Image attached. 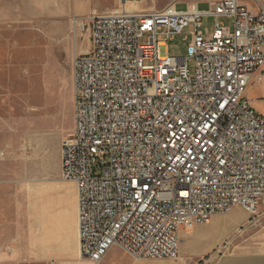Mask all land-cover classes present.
<instances>
[{"label": "built area", "instance_id": "obj_1", "mask_svg": "<svg viewBox=\"0 0 264 264\" xmlns=\"http://www.w3.org/2000/svg\"><path fill=\"white\" fill-rule=\"evenodd\" d=\"M131 2L88 17L90 48L72 63L74 131L62 141L61 178L76 184L79 257L90 264L115 246L138 260H176L182 228L235 207L264 216V116L247 97L252 79L264 80V7ZM207 16L217 18L209 35ZM190 25L193 72L187 58L162 56L158 40Z\"/></svg>", "mask_w": 264, "mask_h": 264}, {"label": "rangeland", "instance_id": "obj_2", "mask_svg": "<svg viewBox=\"0 0 264 264\" xmlns=\"http://www.w3.org/2000/svg\"><path fill=\"white\" fill-rule=\"evenodd\" d=\"M139 1L127 3L126 7L161 9L176 4L178 9H185L198 3L208 9L220 0ZM242 3L251 9L264 7V1L242 0ZM118 7V0H0V181L4 183L0 187V199L6 205L3 211L7 223L0 231V239L4 238L12 251L2 264H51L52 261L62 264L65 260L37 258L32 252L34 239L38 225L45 235L52 226L48 222L54 212L50 185L61 180L62 141L74 131L72 63L76 54L90 48L88 17ZM220 20L231 22L227 17ZM216 21L214 16L204 18L208 35L215 30ZM82 25L86 27L83 29ZM193 28L190 25L183 33L171 37L158 36V40L165 42L161 55L187 58L192 72L195 61L189 56L188 47ZM140 43H148V36L140 39ZM42 186L47 189L32 192ZM45 196L41 212L36 214ZM234 212L238 216L234 217ZM185 230L180 231L179 259L154 260L215 264L221 263L226 255H244L264 248V216L253 218L242 207L187 229L189 236ZM118 259L116 252L108 264H119ZM66 264L90 263L77 259Z\"/></svg>", "mask_w": 264, "mask_h": 264}, {"label": "crops", "instance_id": "obj_3", "mask_svg": "<svg viewBox=\"0 0 264 264\" xmlns=\"http://www.w3.org/2000/svg\"><path fill=\"white\" fill-rule=\"evenodd\" d=\"M138 2L140 1L138 0ZM114 9L115 8H113L112 11H115ZM138 9L148 10L151 8L140 6ZM259 93H261V95H258ZM247 97L250 100L252 106H255L260 113L264 114V80L261 83H257L255 79H252L247 89ZM51 183L52 184L50 187L52 190L49 192V194L52 196L50 202L54 212L52 213V216L49 217V222L52 224V229L56 230L57 236L53 240L50 239L48 241L49 233L47 235L43 234L41 231H39L38 225V232L34 239V248L32 252L37 258H65V260L67 259L66 262L69 260H80L78 235V196L76 184L73 181H66L62 178L59 181ZM3 184V181H0V187L3 186ZM45 200L46 196L42 201V204H40V206L37 208L36 214L41 212V206L44 204ZM5 206L4 200L0 199V231H3V229H5L7 226V223L4 220L5 213L3 211ZM52 218H60L58 221L59 225L58 223L54 225V223L51 222ZM75 229H77V240L73 241L72 249L64 251L62 249V243L63 238L66 235L65 233H67V231L73 233ZM8 245L9 244L7 241L1 237L0 264H2L4 260L9 255H11L12 251H6V247ZM119 249L121 248L117 246L113 247L100 264H108V261H110L115 256L116 252L119 253V264H173L164 260L132 259L130 258L131 256L128 257L121 253ZM12 250H14V248H12ZM65 260L64 262L62 261V264H66ZM221 260V263L215 264H264V248L252 250L251 252L245 253L244 255H226L225 257L221 258ZM52 263L58 264V261H52L51 264ZM180 264L186 263L183 262Z\"/></svg>", "mask_w": 264, "mask_h": 264}, {"label": "bare ground", "instance_id": "obj_4", "mask_svg": "<svg viewBox=\"0 0 264 264\" xmlns=\"http://www.w3.org/2000/svg\"><path fill=\"white\" fill-rule=\"evenodd\" d=\"M120 8L118 7V8H115L114 10H119ZM47 189V187L46 186H42V187H39V189H36V188H34V189H32V192H36V193H38V192H40V191H45ZM238 212H234L233 213V216L235 217V216H238ZM59 219L60 218H52L51 219V222H53L54 223V225L55 224H57L58 223V225H59ZM48 222H49V220H48ZM48 230H49V236H48V241L51 239V240H53L54 238H56V236H57V234H56V230L55 229H52V226H49L48 227ZM186 231V233L188 234V236L189 235H191L190 233H189V231L186 229L185 230ZM66 235L64 236V238H63V245H62V249L64 250V251H68V250H70V249H72V243H73V241H75V240H77V229H75L74 231H73V233L72 232H68L67 231V233H65ZM60 236H61V234H60Z\"/></svg>", "mask_w": 264, "mask_h": 264}]
</instances>
